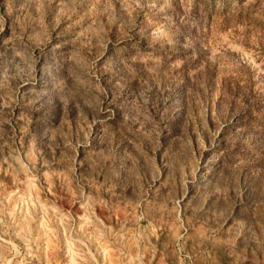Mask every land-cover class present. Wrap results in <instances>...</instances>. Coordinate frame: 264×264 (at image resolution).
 I'll use <instances>...</instances> for the list:
<instances>
[{
    "label": "clouds",
    "instance_id": "obj_1",
    "mask_svg": "<svg viewBox=\"0 0 264 264\" xmlns=\"http://www.w3.org/2000/svg\"><path fill=\"white\" fill-rule=\"evenodd\" d=\"M182 2L187 9L193 0ZM158 3L159 0H4L0 4V37L11 27V35L0 42V140L7 135L4 125L12 123L17 109L20 113L15 118L18 128H12V135L8 137L10 152L8 158L0 161V171H3L2 164L11 159L19 165V171L29 177L26 181L28 196L20 198L22 213L31 203L33 191L37 201L34 207H43L39 201L40 190L35 187L37 177L29 170L35 169L37 154L36 137L29 129L35 125L37 134H47L51 130L59 135L64 128L71 129L76 124L75 140L71 132L63 134L64 171L51 175L62 178V186L73 199L84 197L86 187L92 189L94 195L85 197L84 206L93 217V205L106 207L101 193L107 191L112 194L111 181L123 182L129 174L139 177L141 171L145 175L150 173L156 180L160 179L163 171L169 172L170 181L173 175L177 177V183L171 185L168 193L172 205L167 212L170 222L160 220L158 227L149 223L134 234H126L128 239H117V248L125 250L122 254L126 264H165L168 244L161 241V236L167 233L166 239L171 242L176 239L178 230L184 229L185 222L180 219L178 205L194 191L200 194L194 206L196 214L204 219L206 227L202 225L192 235L184 229V242L192 240L193 245L218 251L222 257L230 258L227 264H264V159L253 162L248 151H240L223 175L217 176V162L212 160V154L218 150L219 136L213 134L208 126L204 102L198 105L199 116L192 117L194 136L185 135L177 144L173 118L182 120V101L175 94L161 96L155 85H149L142 78L139 84L133 82L139 74L138 55L124 61V70L118 67L117 57L98 67L105 61L110 43L99 17L106 14L107 25L114 24L119 7L128 13V18H122L120 22L123 31L129 22L134 21L132 13L136 9L148 8L155 16L170 8L172 0H163L159 8ZM83 4H87L89 9L84 16L91 15L92 23L87 29L76 30L84 17L73 20V15L76 6ZM238 10L246 13V26L264 29V0H244V5ZM46 16L53 29L59 28L62 21H71L68 31L72 32V38L67 41L70 48L52 44ZM163 19V25H153L155 42L161 48L165 44H174L179 33L170 16L164 15ZM38 28L41 39H37ZM94 39L97 41L95 44ZM42 45H51L50 50L38 55L37 49ZM188 46H191V41ZM163 62L157 57L148 71L157 75ZM57 121L59 128L56 127ZM80 130H83L82 136ZM101 132L102 144L99 143ZM25 137H28L27 143L24 142ZM93 145L98 150H92ZM4 146L0 144V151ZM166 147L168 155L159 161V155ZM80 148L85 152L83 161L77 159ZM145 163L150 166L147 170ZM44 167L48 168V165ZM99 173L104 174L103 184L99 182ZM43 175L50 179L49 172ZM3 187L0 183V188ZM4 199L9 197L5 195ZM141 199H145L143 192ZM0 205H3V200H0ZM148 208L159 211L151 203H148ZM48 211L49 208L44 209L45 220L40 228L57 222L60 227L71 231L76 225L69 215L61 213L55 206L50 205L53 213L50 219ZM7 215V208L0 207V226L5 229V234L10 226L4 219ZM12 215L11 226L19 228L15 235L28 247L27 254L31 256L32 246L37 245L42 237H33L32 229L27 224L21 227L15 214ZM31 216L32 213L25 214L24 220ZM78 227L87 234L86 228ZM106 231L112 235L111 229ZM158 244L162 247L158 248ZM8 251L15 258L20 249L14 245L10 250H0L3 264H11L4 255ZM193 251L198 252V249L194 247ZM19 264H26V261L22 259Z\"/></svg>",
    "mask_w": 264,
    "mask_h": 264
},
{
    "label": "rangeland",
    "instance_id": "obj_2",
    "mask_svg": "<svg viewBox=\"0 0 264 264\" xmlns=\"http://www.w3.org/2000/svg\"><path fill=\"white\" fill-rule=\"evenodd\" d=\"M3 2L4 0H0V4ZM162 4L163 0H159L157 7ZM243 5L244 0H193L186 9L182 0H172L170 8L155 16L150 14L153 10L148 8L136 9L132 13L134 21L129 22L123 31L120 22L122 18H128V13L119 7L116 23L107 25L106 14L99 17L100 23L105 25L107 40L110 43L105 61L98 67H102L103 63L112 57H117L118 67L124 70V61L138 55L139 74L133 82L139 84L142 78L149 85H155V90L161 96L175 94L182 101V120L176 121L173 118L177 144L185 135L194 136L195 124L192 117L199 116L200 102L206 104L208 126L213 130V134L219 136L218 150L212 154V160L217 162V176L223 175L224 170L231 166L240 151H248L253 162L264 159V29L255 30L251 25H245L246 13L238 10ZM88 11L87 4L76 6L73 20L84 17L76 30L87 29L92 23L91 15L84 16ZM164 15L170 16L179 33L174 44H165L161 48V45L155 42L153 33L156 29L153 25H163ZM45 23L49 24L48 33L52 44H61L65 49L71 47L67 43L72 38V32L68 31L71 21H62L59 28L53 29L46 16ZM10 35L9 26L3 37H0V42ZM41 38L38 28L37 39ZM168 38L171 40L170 36ZM96 42L94 39L93 43ZM50 47L51 45H42L37 49V54L47 53ZM92 51L95 52L96 49ZM157 57L164 62L160 65L159 73L154 75L148 71V67L155 63ZM172 65L178 67L173 68ZM151 95L150 92L149 96ZM19 114L17 109L13 114L12 123L4 125L7 135L0 140V144L5 145L0 151V161L8 158L10 149L7 145L11 143L8 137L12 135V128H18L15 118ZM224 125H227V128H224ZM56 127L59 128V121ZM34 129L35 125L29 131L36 137V165L35 169L29 170L37 177L35 187L40 190L39 201L43 207H34L37 201L36 192L33 191L31 203L22 213L20 198L28 196L26 181L29 177L20 172L19 165L11 159L2 164L3 171H0V183L4 185L0 188V200H3L0 207L7 208L9 215L4 219L10 225L6 234L5 229L0 226V250H10L14 245L20 249L15 258L11 251L4 254L11 264H19L22 259L26 264H126L122 254L125 250L117 248V239L126 240V234H134L137 229L145 228L149 223L158 227L160 220L170 222L171 218L167 216V212L172 205L168 193L171 191V185L177 183L175 175L170 181L169 172L163 171L160 179L156 180L150 173L145 175V172L141 171L139 177L129 174L123 182L111 181L112 194L109 195L107 191L101 193L106 207L93 205V217L84 204L85 197L94 195V191L86 187L84 197L73 199L62 186V178L59 175H51L64 171L66 152L63 149V134L71 132L75 140L78 125L73 124L71 129L64 128L59 135L51 130L47 134H37ZM19 134L17 132V135ZM79 134L82 136L83 130H80ZM99 135V143L102 144L103 132ZM27 141L28 137H25L24 142ZM195 147L198 148V145ZM92 150H98L96 145H93ZM167 155L166 147L160 153L159 161ZM77 159H85L83 148L79 149ZM27 163L25 160V164ZM46 164L48 168L44 167ZM149 167L145 163V170ZM44 172H49L50 179L43 175ZM98 178L103 184L104 174L99 173ZM141 192L145 194V199H141ZM5 195L9 199H4ZM199 197L200 194L194 191L178 205L180 219L185 222L184 229H187L188 235H192L195 229L204 225V219L196 214L194 207ZM148 203L159 211L150 210ZM137 204L139 207H136ZM50 205L76 222L71 231L60 227L57 222L49 223L47 228L39 227L45 220V208H49L48 218H52ZM13 213L21 227L27 224L32 229L33 237H42L37 241V245L32 246L31 256L27 254L28 247L15 235L19 228L11 226ZM27 213H32V216L24 220ZM92 225H95V228ZM78 226L86 228L87 234L80 231ZM106 229H111L112 235H109ZM184 229H179L176 239L171 242L166 239L167 233L161 236V241L168 244L165 264H227L230 258L222 257L218 251L213 252L211 248L193 245L192 240L185 243ZM157 247L162 245L158 244ZM194 247L198 252L193 251ZM0 264H3V261H0Z\"/></svg>",
    "mask_w": 264,
    "mask_h": 264
}]
</instances>
